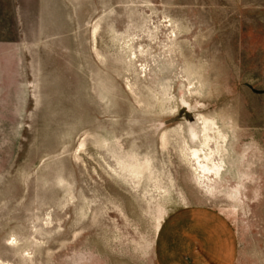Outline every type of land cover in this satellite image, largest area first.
I'll use <instances>...</instances> for the list:
<instances>
[{"label":"rangeland","instance_id":"obj_1","mask_svg":"<svg viewBox=\"0 0 264 264\" xmlns=\"http://www.w3.org/2000/svg\"><path fill=\"white\" fill-rule=\"evenodd\" d=\"M185 209L264 264V0H0V264H157Z\"/></svg>","mask_w":264,"mask_h":264},{"label":"crops","instance_id":"obj_2","mask_svg":"<svg viewBox=\"0 0 264 264\" xmlns=\"http://www.w3.org/2000/svg\"><path fill=\"white\" fill-rule=\"evenodd\" d=\"M164 224L159 231L160 236L165 231L163 240L159 248V240L156 245L157 264H221V257L229 259V246L222 247L214 214L185 209Z\"/></svg>","mask_w":264,"mask_h":264},{"label":"bare ground","instance_id":"obj_3","mask_svg":"<svg viewBox=\"0 0 264 264\" xmlns=\"http://www.w3.org/2000/svg\"><path fill=\"white\" fill-rule=\"evenodd\" d=\"M213 122L209 119H206L203 116L201 117L202 129L200 131V136L202 138V141L200 142L206 148L207 151L206 154L204 153L205 151L202 154V157L206 160V164L202 166L203 167L202 169H205L206 171H213L216 175H220L224 169V164H225V161L223 160V155H224V143L226 142V135L224 132H222V130L215 128ZM187 145H185V151H188V153L191 155L192 158H195L197 155H200V153L202 152V149H198V147L191 148L188 147Z\"/></svg>","mask_w":264,"mask_h":264}]
</instances>
